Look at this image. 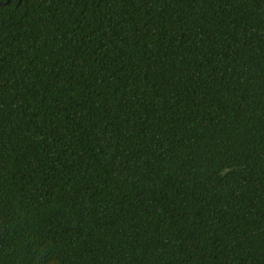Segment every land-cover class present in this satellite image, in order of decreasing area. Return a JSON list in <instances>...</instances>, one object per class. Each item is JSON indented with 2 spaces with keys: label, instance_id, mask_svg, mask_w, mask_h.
<instances>
[{
  "label": "trees",
  "instance_id": "16d2710c",
  "mask_svg": "<svg viewBox=\"0 0 264 264\" xmlns=\"http://www.w3.org/2000/svg\"><path fill=\"white\" fill-rule=\"evenodd\" d=\"M0 264H264V0H0Z\"/></svg>",
  "mask_w": 264,
  "mask_h": 264
}]
</instances>
